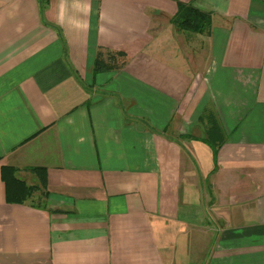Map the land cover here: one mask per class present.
Wrapping results in <instances>:
<instances>
[{
	"label": "crops",
	"instance_id": "1",
	"mask_svg": "<svg viewBox=\"0 0 264 264\" xmlns=\"http://www.w3.org/2000/svg\"><path fill=\"white\" fill-rule=\"evenodd\" d=\"M0 264H264V0H0Z\"/></svg>",
	"mask_w": 264,
	"mask_h": 264
},
{
	"label": "trees",
	"instance_id": "2",
	"mask_svg": "<svg viewBox=\"0 0 264 264\" xmlns=\"http://www.w3.org/2000/svg\"><path fill=\"white\" fill-rule=\"evenodd\" d=\"M173 23L183 31L206 34L210 33L212 18L209 14L196 9L190 4L178 3V12ZM125 57L124 53L112 54L99 51L94 61V73L114 71L119 68L118 59ZM203 122L207 123L206 138L204 139L214 150L215 154L225 142L224 132L213 114L204 115ZM18 169L5 166L2 168V179L6 186V199L9 204H26L31 202L34 207H41L49 197L47 188V171L45 168H30L28 171L35 174L39 183L28 185L17 177ZM39 193L36 198L35 194Z\"/></svg>",
	"mask_w": 264,
	"mask_h": 264
}]
</instances>
